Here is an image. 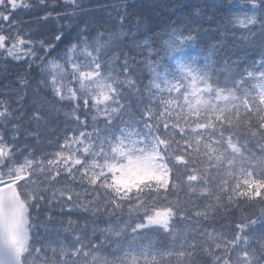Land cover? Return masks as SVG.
Returning <instances> with one entry per match:
<instances>
[{
  "label": "snow or ice",
  "instance_id": "1",
  "mask_svg": "<svg viewBox=\"0 0 264 264\" xmlns=\"http://www.w3.org/2000/svg\"><path fill=\"white\" fill-rule=\"evenodd\" d=\"M148 7L0 0V264H264V0Z\"/></svg>",
  "mask_w": 264,
  "mask_h": 264
},
{
  "label": "trees",
  "instance_id": "2",
  "mask_svg": "<svg viewBox=\"0 0 264 264\" xmlns=\"http://www.w3.org/2000/svg\"><path fill=\"white\" fill-rule=\"evenodd\" d=\"M98 0H91L92 4H96ZM99 2H103V0H99ZM216 0H145V3L149 5L148 8L141 9L145 12L146 15L149 16V27L153 29H160L166 27L170 21L175 19H181L187 15V10L179 7L180 4L184 3H198L202 5H208L207 10L212 11L211 5L215 3ZM85 3H89V0H85ZM156 5L157 7L153 9L151 6ZM166 9V10H165ZM101 13H93L92 17H88L87 19L92 20L93 18H99ZM21 18L28 20L31 18L30 13H22ZM55 26L49 24L47 26L35 24L33 25V34L36 39H48L50 38V33ZM2 67V65H0ZM26 68H12V72L9 75H14L16 72H24ZM0 75H3L0 73ZM35 88V84H33V89ZM33 102H37L38 104H42L47 106L48 101L45 98L43 93L39 94V100L32 95L31 91L29 92V99L27 107H31ZM55 117V113H52L49 119H53Z\"/></svg>",
  "mask_w": 264,
  "mask_h": 264
},
{
  "label": "bare ground",
  "instance_id": "3",
  "mask_svg": "<svg viewBox=\"0 0 264 264\" xmlns=\"http://www.w3.org/2000/svg\"><path fill=\"white\" fill-rule=\"evenodd\" d=\"M166 10V9H165Z\"/></svg>",
  "mask_w": 264,
  "mask_h": 264
}]
</instances>
